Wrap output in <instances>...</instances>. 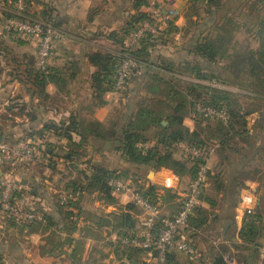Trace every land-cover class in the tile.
<instances>
[{"label": "crops", "instance_id": "1", "mask_svg": "<svg viewBox=\"0 0 264 264\" xmlns=\"http://www.w3.org/2000/svg\"><path fill=\"white\" fill-rule=\"evenodd\" d=\"M40 1H45V3L51 6L54 10L53 19L61 22V27L63 28L60 29L67 34L66 39L68 38L65 44L56 45L51 60V68L57 73L56 78L59 79L60 83L54 82L48 86L47 98L34 95L32 86L26 83L28 79L26 70L33 63L36 67L37 44L35 41H27L4 32L3 25L6 19L4 16L7 17L8 15L5 12V8H7L9 0H0V18H3L0 20L2 22L0 25V114L3 113L0 116L2 122V124L0 123V129H5L8 134L7 136L17 141L25 130L33 129L40 131L49 123H54L57 126L62 124L66 126L70 124L71 120H74L73 122L76 126L83 130L92 123L100 122L107 123L106 127L112 128L116 118V111L114 112L113 106L116 104V100H119L120 108L117 113V117H119L120 114L126 111V97L112 94L111 91H108L102 95L105 105L100 108L97 107L98 104L95 102V94L91 83V75L95 69L87 61L86 54H88L89 47L95 46L100 48L103 45L99 44V42H93L90 45L81 36L72 35L71 30L77 31L80 26L82 30L97 26L106 29L114 27L115 23L121 24L119 11L108 14L106 11L111 10V7L108 6L109 8H106L105 13H101L99 18L94 19L90 23L88 22L89 11L98 3V0ZM159 1L157 0V2ZM163 2L162 0L161 3ZM180 2L181 0H168L166 4L169 7L182 11L184 6ZM247 2L253 6L249 9L247 17L255 18V23L247 31L251 32V34L254 33V39L258 42L256 48L252 47L250 52H252L251 57H253L254 61L258 62L260 59L258 53L264 47L262 41L264 38L262 37L264 33L262 27V22H264V4L261 3L264 0H246L245 5H247ZM42 9L43 5L33 4L32 8H30V14L39 15ZM241 11L240 5L237 4L235 12H239L240 15ZM114 15H117L118 19ZM105 17L111 19L105 21ZM223 17L226 18L227 13ZM181 20L179 19L178 26L182 22ZM205 30L210 29L204 28ZM242 30L241 28L240 32ZM236 32H239V29ZM106 47V50H112L111 47L113 46L107 42ZM181 50L182 48H175L173 51L174 55L178 54ZM188 51L191 52L193 50L189 48ZM165 57L171 62L176 60L174 56ZM131 86V89L135 88L134 85ZM133 94L134 92L130 96ZM21 109L25 110L20 111ZM20 112H23V114L20 115ZM259 119L258 112L252 113L248 119V129L250 130V136L253 138L250 147L251 151L248 154H245L248 151L247 145L241 143L240 147L244 150V155L233 154L226 149L223 152L219 150L217 152L214 151L211 156L209 172L213 178L208 182L197 208H203L207 211V215L209 214L208 224H215L212 230L211 228L209 229L213 234L208 235L206 230H193L189 228V225V229L182 230L180 239L190 242L195 248L196 254L195 256H189L175 250L178 264H216V260L219 258H222L225 264L264 263V228L260 231L258 238L259 248L255 254L251 246L239 235L243 227V218L248 212L247 207L242 202L243 197L246 195H252L255 198V205L251 206L252 209L250 211L259 213L264 224V137L258 138L255 136ZM84 121L88 122L87 125L83 123ZM162 124L164 126L167 125L166 122ZM184 125L191 131L195 129V123L190 115L186 117ZM44 135V139L34 140L39 152L43 150L46 143H51L52 150L47 149L48 154L51 156L50 159H53L56 162L55 165L58 167L62 166L64 160L60 158L61 154H63L60 149H66L67 141L64 138L55 136L53 133L45 132ZM85 136L88 137L86 146H89L86 150L88 152L90 150V154L93 156L94 149L91 143L97 144L100 142L96 141L93 135ZM76 141L79 142L80 137L76 136ZM112 152L113 154L117 153V151L111 149H103V152L100 154L105 158V156L108 157V154ZM119 154L121 153L119 152ZM107 160L109 159L107 158ZM38 162L41 163V160ZM43 165L45 164L43 163ZM34 166L32 170H30L31 168L25 171H23L24 169H12V172H9L11 178L16 182V179L19 178L21 186L20 204L25 208L42 212L51 219L52 224L62 227L64 223L63 214L66 209L62 208L59 202L56 201L54 195L57 190L54 185L45 179L47 169ZM120 170H123V168ZM167 170L163 168L159 172H151L153 179L151 178V173L147 174L145 182L141 183V185L146 189L154 188V194L159 195L161 198L164 192L175 193L177 195L186 192L190 181L189 177L179 179V184L176 181L175 189L163 186V178L166 174L172 173L170 170ZM1 175L6 176V173H2ZM216 176L218 180L215 179ZM217 181L219 184L216 183ZM219 185H221V188L217 189ZM229 193L233 195H228ZM92 196L100 203L98 208L109 207L111 211H115L118 207L124 210V218L127 221L128 230H126V234L123 237H119L113 232H107L109 231V227L112 228L114 225L111 219L102 217V210H96L92 214V221L90 222L85 221L86 223H83V221H79L76 231L70 236L65 231L56 232V227H49L48 230L45 229V226L43 228L39 227V225L17 228L12 226L11 223L4 221L0 214L1 259L5 261V259L14 256L17 258V264H22L25 260L27 263L25 262L24 264H132L133 262H136V264H148L150 259L145 253L140 255L135 254L136 256H134V253L129 248L121 246L119 243L124 237L134 235L141 230L144 217L143 211L140 209L143 217L136 218L135 220L130 211L125 209L126 203H130L127 197L113 195L116 200V206H108L104 201L99 200L96 194ZM211 201L216 204L215 207H212ZM176 205L175 211L165 213V215L160 214V216L172 217L176 215L181 208L179 197L176 198ZM196 211L197 209L195 210V215ZM227 218H230L235 223V226L230 229H228ZM130 219H134L132 223H129ZM104 220H111V224L103 226ZM87 224L91 225L90 229L95 230H92L93 232L91 233H86L84 225ZM68 239L72 240L75 246L76 244H81L83 248L86 245L87 251L85 255L91 254L92 252L89 253L90 247L95 246L99 241H106L107 244L98 253H95L93 262L91 263L88 261L84 262L83 255L75 252L77 255L74 263L70 259L72 250L66 247ZM115 241L120 244L121 250L117 251L112 248ZM184 256L187 258L186 261L183 260Z\"/></svg>", "mask_w": 264, "mask_h": 264}, {"label": "trees", "instance_id": "2", "mask_svg": "<svg viewBox=\"0 0 264 264\" xmlns=\"http://www.w3.org/2000/svg\"><path fill=\"white\" fill-rule=\"evenodd\" d=\"M223 1L224 0H194V2H198L201 4L203 3L204 5H207L209 9L208 13L210 14L219 13L217 11L226 7ZM33 4L43 5V9L40 11L39 15L30 14V8H32ZM160 4L161 3L157 1L150 2V0H135V3L132 8L135 13L131 16L130 21L126 22L125 27L122 29V40L118 39L117 36L120 35L118 33L116 34L117 36L114 34L111 37L115 41L117 40L116 42L118 44L122 45L121 49H123L120 50V52L116 53L113 50H106L103 52L101 51L86 54L87 61L95 69V71L91 75V83L92 88L94 90L95 99L102 98V95H104L106 92L112 91V86L114 82L113 80L117 68L120 64V61L123 57L129 55L137 62V67L133 69L127 80V84L131 83L135 87L130 91V93L134 92V96H128V94L125 96L127 102L126 111L119 115L117 121L115 118L114 126L110 128L109 132L104 133L99 123H92L88 127L81 130L73 122L74 120H71L70 124L66 126H64L63 124L57 126L54 123H49L46 124L40 131H35L33 129L27 131L25 130L23 132V135L17 141H11L12 138L7 136L8 134L6 133V130L0 129V140L9 144H15L25 138H29L31 140L44 139L45 132L53 133L55 136L64 138L67 141V144L65 146L66 149H60L62 153H64L63 156L61 155L60 158L63 159L64 162L71 163L76 161L80 164L81 162L79 160L82 156L81 154H83L87 148L86 141L88 137H86L85 135H93L96 141L106 143L103 149H111L120 152L121 155L129 163L136 165L139 168L146 167L152 170H160L164 168L170 170L179 179L189 177L190 180L193 179L195 176L197 164L192 162L189 157V159H186L185 161H179L174 158V151L176 152V150H179L176 147V144L180 142H184L188 145L199 148H208L212 146L215 148V152H217V150L223 152L227 149L233 154L238 155H244V150L240 147V144L245 143L248 147V151H246L245 154H248V152L251 151L250 147L251 142L253 141V138L250 136V130L248 129V119L252 113L258 112L260 119L258 121L257 126H260V128L262 129L264 125V111L258 109L245 110V108L243 107L233 105L229 100V98L231 97L230 93H232V91H224L212 88L203 84L202 81H216L234 89H236L237 87L246 91L247 93H250V99L261 100L264 102L263 94H258L256 91L251 92V89H249L248 85H245V87L242 88V86L245 84L244 81L241 84H238V81L236 80V82L233 83L237 84L233 85L231 79L237 78V75L234 72H231V68L227 69L224 67H220L219 71L221 70V73H217L212 67L210 68L209 66L208 68H205L204 66H202L200 61H193L191 62L192 66H190L187 73L190 76L189 78L201 82H188L191 84V86L187 88L186 91L188 92V94L185 92L186 94L184 96L181 92L179 93L173 90L172 84L170 82L168 83V80L166 81L164 77L162 78V76L164 75H168L171 78H176V75L172 74L173 71L169 72V69L164 68L159 69L160 67L158 65H160V63H158V60H150L149 58L151 56L150 51L153 50V47L155 46L156 42H159L160 40L162 41V39L165 37V33L161 32L163 33L161 35L164 36L163 38L159 36L161 33L159 35H152L148 33L142 40L140 48L137 50H132L126 46V39L130 37L131 33L134 32L136 27L140 23L149 19V17H147L146 14L143 12L144 9L151 5L162 7ZM53 12L54 10L51 8V6H49L45 2H42L40 0H27V12L25 14L28 19L51 24L56 29L60 30L65 37H67V34L60 29L61 22L59 20L53 19ZM92 12L97 13L98 10L89 11L88 22L90 23L94 21L96 16L95 14L92 15ZM7 13L8 15L5 19V22H7L8 19L15 17L13 13ZM114 16L116 18L118 17L117 15ZM173 23L174 21H168L166 24L170 32L174 30L177 31L178 29ZM262 23V27L264 29V22ZM159 27H161V25H159ZM205 28L210 27L206 26ZM262 37H264V33L262 34ZM202 40L203 39L199 35V37L196 39V44L194 45V51L192 53H195L196 57L199 60L206 61L207 63H209V65H219L217 63L218 49L215 45V42L207 39L203 41ZM262 41L264 43V38L262 39ZM58 43H56V45ZM56 45L52 49L51 60ZM258 55L260 56L258 62L254 61L253 57H250L251 55L248 57L241 56L238 59L240 61H237L240 63V68L242 67L246 69V65H251V74L255 75L257 73H255V70L257 68L264 67V47L258 53ZM51 60L50 66L45 73L40 72L37 69V65L35 67L34 63L26 70V74L28 77L26 83L32 86V91H34V95L36 96H44L45 98H47L48 86L54 82L60 83L59 79L56 78L57 73L51 68ZM237 62L235 65L238 64ZM253 67H255V70H253ZM238 71L240 74L244 71V69ZM255 77H257V75ZM142 78L143 80H141ZM257 78H260L258 80H264L261 79V77L259 76ZM142 82H146V86H143V89L147 90L145 99L148 106L145 103H142L140 108H138V110L134 112L135 110L133 102L135 103L136 91L137 88H139V86L142 84ZM163 86L165 88H163ZM198 89L206 91L209 98L207 100H202L200 95L196 92V90ZM151 95H159L162 98L161 102L158 101V103L160 102L159 105L163 106L162 110L157 109L156 106L153 107L152 105H150L149 107L148 103L150 102L147 100H157V98H149L151 97ZM198 104L227 108L230 116L228 124L224 125L220 122H215V129H212L211 127L203 128L200 124H198V120L193 118V121L195 122V129L191 131L184 125V121L186 117H188V115L192 113L197 114L195 108ZM23 110L25 109H21L20 111ZM20 113V115L23 114V112ZM197 115L200 117L199 114ZM201 120L203 119L201 118ZM163 122H166L167 125L164 126L162 124ZM203 122L210 123L212 121L203 120ZM76 136L80 137L79 142L76 141ZM5 137L10 141L5 140ZM140 144H146L149 149L142 150L140 148ZM46 146H48L47 148L49 149L52 148L51 143H46ZM48 150L46 149L42 152L48 156L49 160L56 163L55 161H53V159H50L51 156L48 154ZM49 167L53 171H56L57 169L55 164L53 163H50ZM73 167L74 168H72L71 173L79 172V175H82L83 184H78L76 183V180H71V182H69L65 186V189H67L72 194L77 193L79 197L85 196L86 194H96L99 200L104 201L105 204L116 206V200L113 197L109 180L113 176L122 177L124 178V180L129 179H125L124 175L119 171H108L107 169H103L102 166H92L90 175H88L84 171L82 172L77 170V166ZM12 169H6L7 173L9 174V177H11V174L9 172H12ZM211 178L213 177L209 172V181L211 180ZM217 178L218 177L216 176L215 179ZM134 184L136 185V187H138V189H140V191L145 194V196L152 198L155 196L154 188L146 189L144 186L141 185L139 181H134ZM221 185H219L217 189H220ZM228 195L233 194L229 193ZM19 197L21 198V193L19 194ZM75 204L76 207L79 206V202H76ZM211 204L214 205H212V207L216 206L213 201H211ZM21 206L23 205L21 204ZM135 207V205L130 204L127 205L125 209L128 211H132ZM62 208L66 209L63 214L64 223L62 227L55 226V224H52L51 219L42 212L29 208L24 209L42 214L45 219V223L38 224L45 226L46 230H48L49 227H56V232L65 231L70 236L73 234V232L76 231V220L74 221L72 219V212L67 210V208L65 207ZM196 209V215L194 214L189 220V228L193 230L205 231L206 228H208L209 226V214L207 215V211L203 208ZM226 221L229 227L228 229L235 226L234 221H232L230 218H227ZM12 226H15V224H12ZM122 227H128L125 218H123L122 220ZM189 228L187 227L186 230ZM263 228L264 224L261 220L259 213L247 212L245 214L243 218V227L240 230L239 235L246 243L251 246V249L253 250L254 254L259 248L258 238L260 235V231ZM125 232L123 233V236L126 234ZM67 241L73 244L72 240L68 239ZM176 256L177 253L175 250H170V252H168L167 258L169 264H178ZM75 258L76 254L73 251V254L70 256V259L73 260L74 263ZM1 260L2 259L0 257V264ZM216 264H225V261L222 258H219L216 260Z\"/></svg>", "mask_w": 264, "mask_h": 264}, {"label": "rangeland", "instance_id": "3", "mask_svg": "<svg viewBox=\"0 0 264 264\" xmlns=\"http://www.w3.org/2000/svg\"><path fill=\"white\" fill-rule=\"evenodd\" d=\"M157 0H150V2H156ZM162 0H160L159 2L161 3ZM164 2L161 3L160 5L163 8H168L169 6L166 4V2H168V0H163ZM228 1V2H227ZM236 0H224L223 3L225 4L226 7H224L223 9L217 11L219 13H208V7L207 5H204L203 3H198V2H194V0H181L180 4H182L184 6L183 10L181 11V18L182 19L180 22V25L178 26L177 23L179 21V18L177 20H170V21H174V25L178 28L177 31H169L168 26L165 25H161V29L158 31V35L163 32L165 33V37L161 36L163 33H161L159 36H161L163 39L162 41L160 40L159 42H156L155 46L153 47V50L150 51V60L152 59H157L158 63H160V65H158L159 69H169V72H172V74L176 75V78H171L168 75H160L162 76V78L164 77V79L169 83L172 84L173 86V90H175L176 92H181L184 96L185 94L188 92L186 91L188 87L191 86L190 83L195 82H201V81H197L194 79L189 78L190 76L188 75V69L190 68V66H192L191 62L193 61H200L202 66H204L205 68H208L210 66V68L212 67L217 73L220 72L219 68L220 67H224V68H231V72H234L237 75V78H233L231 79V82H236V80L238 81V84L242 83L243 81L245 82V84L242 86V88L245 87V85L249 86V89H251V92H257L258 94H263L264 96V80H258L260 78H257L258 76L261 77V79H264V67L262 68H257L255 70V67H253V70H255V75L251 74L252 73V69H251V65H246V69L245 68H240V63L237 61L241 56H252V52H250L251 48H256V45L258 44V42L254 39V33L251 34V32H248L247 30L250 29V27L255 23V18H251V17H247V14L249 13V9L252 8L253 6H251V4L249 2H247L245 5L246 0H237V2H235ZM14 2L15 0H10L8 3L7 8H5V12H9V13H14ZM45 2V1H44ZM112 2V3H111ZM121 2H122V6H121ZM135 3V0H98V3H96V5L91 9L92 11L95 10L98 12H92V15H96L95 19L99 18L101 13H105L106 8L111 7V10H107L106 13L110 14V12H115V11H119L121 17L119 18V20L121 21V24H116L113 27H109V28H100V27H88L85 29H81V26L78 27V30L73 31L71 30L72 35L74 36H81L82 39H84L86 42L90 43V45L94 43H98L102 44L103 46H100V48L92 46L89 47L88 50V54L90 53H96V52H103L106 51V46H107V42L108 44H111L112 50L114 52H120L121 46L120 44H118L113 38H111L114 34L116 35L117 33L120 34L118 37V39L122 40V29L125 27L126 22L130 21L131 16L135 13L132 8L133 5ZM222 3V4H223ZM262 4H264V2H261ZM237 4L240 5L242 11L241 14L239 15V12H235L236 8H237ZM250 5V7H248ZM109 6V7H108ZM6 7V6H5ZM244 7V8H242ZM246 7V8H245ZM13 10V11H12ZM212 10V9H211ZM229 10V12H228ZM234 11V12H233ZM91 13V12H90ZM227 13V17L224 18L223 15ZM231 13V15L228 16V14ZM4 18H7L4 16ZM3 18H0V20ZM106 19V20H105ZM111 18L105 17L104 20H110ZM118 19V18H117ZM9 20V19H8ZM7 20V21H8ZM6 23V22H5ZM5 23L3 25V29L4 32L6 34H10L9 32H6L5 30ZM2 24V22L0 21V25ZM201 26V27H200ZM208 26L210 27L209 29L211 30H205L204 28ZM63 28V27H60ZM77 28V27H75ZM98 28V29H95ZM241 28L243 29L242 32H240ZM239 29V32H236V30ZM64 30V29H63ZM205 40H211L213 42H215V45L217 46L218 49V57H217V63L219 65H209V63H207L206 61L203 60H199L195 53H192L194 51V45L196 44V39L199 37ZM129 38V37H128ZM128 38L126 39V42L128 40ZM68 39V38H67ZM65 39L66 41H63L61 43L58 44H65L68 40ZM202 40V41H203ZM125 44V41H124ZM127 46V45H126ZM175 48H182V50L174 55V49ZM190 49H192L193 51H188ZM110 50V49H109ZM170 53V54H168ZM165 56H174V58L176 59L174 62H168L167 57ZM250 56V57H251ZM166 61V62H164ZM190 62V63H189ZM236 62L238 63L237 65ZM235 66V67H234ZM250 67V68H249ZM244 69V71L242 73L239 74L238 70ZM251 69V71H250ZM143 72V71H141ZM230 72V71H229ZM257 75V77H255ZM239 77V78H238ZM143 80V78L141 79ZM190 82V83H188ZM237 83H233V85H235ZM132 84H127L126 87L119 93L120 96H126L128 94V96L131 94L130 91ZM232 85V86H233ZM143 86H146V82H142V84L139 86V88H137L136 91V97H135V103L133 102L134 105V112H136L138 110V108H140V106L142 105V103H145L147 105L146 102V92L147 90L143 89ZM234 87V86H233ZM163 88H165L163 86ZM232 91L231 97L229 98V100L231 101V103L233 105H237L239 107H243L245 108V110L249 109V110H262L264 111V102L261 100H254V99H250L251 96H249L250 93H247L246 91L239 89L236 87V89L232 88L229 90ZM186 92V93H185ZM196 92L200 95L202 100H207L209 98V96L207 95V92L204 90H196ZM196 93V94H197ZM252 94V93H251ZM195 95V94H194ZM149 98H157V100H147L150 103V105H152L153 107L156 106L157 109H161L163 108V106L159 105L162 98L157 95H151V97ZM148 98V99H149ZM158 101H160L158 103ZM96 104L98 108L102 107L105 105V101L102 98H97L96 99ZM171 103V101H170ZM169 104V103H168ZM114 105V104H113ZM148 106V105H147ZM115 107V108H114ZM136 107V108H135ZM120 108L119 105V100H116V104L113 106L114 112H115V116H116V121H117V113L118 110ZM3 113L0 114V116ZM114 116V117H115ZM191 118L198 120V124H200L203 128H207V127H211L212 129H215L216 127V123L215 121H212L210 123H205L203 122V120H201V118L197 115V114H190ZM87 121V120H86ZM86 121H84L83 123L87 125ZM0 123L2 124L1 120ZM100 123V122H99ZM195 123V122H194ZM101 128L103 129L102 131H104V133H107L110 131V128H107L106 124L107 123H100ZM89 125V124H88ZM254 135V134H253ZM256 137H264V125L262 127V129L260 128V126L258 127L256 133H255ZM7 137V136H6ZM4 138L5 140L10 141L7 138ZM14 141V139L12 138L11 141ZM105 142H100V143H91V145L93 146L94 149V153L93 156L90 154V150L88 152V150H85L83 154H81V158H80V164L79 162H64L62 166L58 167L56 166V171H53L49 166L50 163L55 164L54 162H52L51 160H49L48 156L45 155L42 151H45L46 149H48V146H44L43 150L38 153V157L41 160V163H39L38 161H36V163H34L33 165L30 166H16L13 168L14 169H24L23 171L27 170L28 168L30 170H32L33 166L34 167H43L44 169H47V174L46 178L47 182H51L55 189L57 190V192L55 193V198L56 201L58 202L59 196L62 193H66L69 195L70 197V203L68 206H66L67 210H69L70 212H72V219L75 221L76 220V226L78 224V222L83 221V223L90 222L92 221V214L95 213V211H99L102 210V217H106L107 219H111L112 223H113V227L110 228L109 227V231L107 232H113L115 234H117L119 237H123V233L128 230V228H123L122 227V220L125 216V212L123 209H120L117 207V210H110L109 207H104V208H98L99 204L97 202V199H95L91 194H86L85 196H81L79 197V195L76 193H71L69 192L67 189H65L66 185L71 182V180H76V183L78 184H83V179H82V175H79V172H75V173H71L72 168H74L73 166H77V170L79 171H84L86 173H88V175L91 174V168L92 166H102L103 169H107L108 171H119L121 172L125 179H129L130 181L134 182V181H139L140 183H144L146 180V175L150 174L151 172H159L160 170H152L146 167H137L136 165H133L131 163H129L125 158L123 159V156L121 154H119V152L113 154L110 153L108 154V157L105 156V158L109 159L106 161V159L104 158V156L102 157L100 153L103 152V147H105ZM87 148L89 146H86ZM37 148V147H36ZM82 153V152H81ZM64 154V153H63ZM63 154H61L63 156ZM121 155V156H120ZM99 157V158H98ZM102 158V159H101ZM174 158L176 160H183L185 161L186 159H189L188 156L186 154H184L183 152H180L179 150H176V152L174 151ZM43 163L45 165H43ZM191 166V165H190ZM123 170H120L122 169ZM9 169V168H8ZM12 169V168H11ZM36 170H40V169H36ZM169 171V170H167ZM9 172V171H8ZM171 172V171H170ZM2 173H6V176L4 175L3 177L5 178H10L11 177L7 176V171L6 169H3L0 171V176ZM21 173V172H20ZM25 174V173H23ZM85 174V173H84ZM152 173H151V178H152ZM153 179V178H152ZM14 180V179H12ZM17 182L19 183V178L16 179ZM217 184H219V182H216ZM175 194V193H173ZM172 193H163V197L161 198V215H165V213H170L176 210V198L179 197L177 194L173 195ZM177 195V196H176ZM122 198V197H121ZM128 199V198H127ZM129 200V199H128ZM76 202H79V206L76 207ZM128 202V201H125ZM73 203V206H72ZM131 203V202H130ZM130 203H126L127 205H130ZM132 204V203H131ZM221 204V203H220ZM126 205V206H127ZM109 206V205H108ZM23 207V206H22ZM25 208V207H24ZM1 214V213H0ZM130 214H132V216L135 218H140L143 217L142 216V211H140V208L135 207L132 211H130ZM2 216V214H1ZM3 218V216H2ZM4 221H6L3 218ZM111 220H110V224H111ZM134 219H130L129 223L133 222ZM8 223L11 224H15V227L17 228H23V227H29V226H33V225H39V227H43V225H40L38 223H33L27 226V224H20L17 223L15 221H6ZM17 224V225H16ZM127 224V221H126ZM215 227V224H210L208 226V228H206V233L209 234H213L211 232L212 228ZM44 228V227H43ZM85 228V232L87 233H91L93 232L92 230L95 229H90L91 225L87 224L84 225ZM211 228V230H209ZM105 229V228H104ZM184 232V231H183ZM186 232V230H185ZM74 233V232H73ZM187 233V232H186ZM122 240V239H121ZM121 240L119 241V243L122 245ZM117 241H115L113 243L112 248L118 250H121L122 247L120 246ZM105 244H107L106 241H99L95 246H91L90 247V252H92L91 254H87L85 255L86 251H87V247L86 245L82 248L81 244H76V246L74 244L69 243L68 241H66V247L70 250H72L74 252H77L78 254L81 253L83 255V260H85L84 262H93V258L95 256V253H98L102 247L105 246ZM73 245V246H72ZM93 247V248H92ZM74 248V249H73ZM129 248V250L131 252L134 253V256L136 255H140L145 253L149 259L150 262H148V264H156V257L152 252H148L144 250H139V249H135L132 247H126ZM77 253H75L77 255ZM136 254V255H135ZM177 257V256H176ZM184 261L187 260V258L184 256L183 257ZM66 260V259H65ZM27 263V261H23L22 264ZM68 262V261H66ZM1 264H17V258L10 257L8 259H5V261L2 259L1 260ZM40 264V263H38ZM106 264V263H105ZM143 264V263H141ZM146 264V263H144ZM186 264V263H185Z\"/></svg>", "mask_w": 264, "mask_h": 264}, {"label": "built area", "instance_id": "4", "mask_svg": "<svg viewBox=\"0 0 264 264\" xmlns=\"http://www.w3.org/2000/svg\"><path fill=\"white\" fill-rule=\"evenodd\" d=\"M14 18L5 23L6 32L27 41L32 40L37 44V69L40 72H46L50 66L51 52L58 42L65 41L64 34L53 27L51 24L42 21L30 20L26 17L27 0H15ZM148 20L140 23L134 32L131 33L126 45L132 50L140 48L142 40L150 33L158 34L161 29L159 25H165L170 20L180 19L181 11L174 7L148 6L143 11ZM137 67V62L129 55H126L120 61L117 68L112 86V94H119L127 85L130 73ZM203 84L212 88L229 91L231 87L216 81H202ZM197 114L205 121H215L227 125L230 116L225 107H214L198 104L195 108ZM36 142L25 138L15 144H9L0 140V171L3 169L14 168L16 166H30L39 161V150L36 148ZM176 147L186 154L192 162L197 164L195 176L188 183L186 192L179 194L181 208L179 212L172 217H161V197L156 195L147 197L136 187L134 182L124 180L122 177L113 176L109 180L113 195L125 196L129 201L140 208L144 217L141 230L134 235L124 237L121 240L123 246L137 248L140 250L152 252L156 257V264H169L167 255L170 250L195 256L196 251L193 245L187 240L180 239L182 230L188 227L190 218L194 215L201 197L209 182V165L211 156L215 148H199L188 145L184 142L176 144ZM142 150L149 147L146 144H140ZM0 176V213L6 221H15L20 224L45 223L42 214L28 211L21 206L19 194L21 186L15 180ZM163 186L175 189V182L179 184V178L173 173L166 174L163 178ZM243 205L247 207L248 212L255 205V198L252 195H246L242 199ZM59 203L62 207L69 205L70 197L66 193L59 196ZM264 264V263H263Z\"/></svg>", "mask_w": 264, "mask_h": 264}, {"label": "water", "instance_id": "5", "mask_svg": "<svg viewBox=\"0 0 264 264\" xmlns=\"http://www.w3.org/2000/svg\"><path fill=\"white\" fill-rule=\"evenodd\" d=\"M110 225V221L109 220H104L103 221V226H108ZM132 264H136V262H133Z\"/></svg>", "mask_w": 264, "mask_h": 264}]
</instances>
